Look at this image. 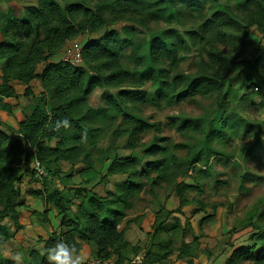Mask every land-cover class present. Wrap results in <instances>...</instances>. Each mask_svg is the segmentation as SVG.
<instances>
[{
  "label": "trees",
  "instance_id": "trees-1",
  "mask_svg": "<svg viewBox=\"0 0 264 264\" xmlns=\"http://www.w3.org/2000/svg\"><path fill=\"white\" fill-rule=\"evenodd\" d=\"M207 0H46L36 5H26L21 17L13 12L0 13V264H9L1 254V245L23 228L19 222L18 207L21 205V192L17 187L23 177L29 181L36 179L29 164L36 159L44 166L46 175L66 185L74 176L78 177L72 193L78 203L71 205L64 188L52 190H27L25 193L39 197L44 204L56 210L59 231L53 230L43 240L42 252L29 248L23 264H47L42 253L57 241L76 243L78 247L88 244L91 256L108 259L116 256V264L125 262L124 251L130 247L125 239L128 222L121 227L131 208L135 195L144 188L141 178L148 179L150 188L162 184L171 187L178 205L174 212L182 213L193 201L188 191L193 186L178 181V176L191 174L198 163H203L206 171L209 159L217 154L213 142L220 139L225 130L230 129L226 113L230 109L227 87L230 78L227 72L238 66L237 60L222 54L215 46L205 50L206 61L202 60L194 74L180 72L177 67L181 47L185 41L175 36L174 43L164 34L149 36L146 46L138 47L132 57L133 68L127 70L121 62L126 40L111 26L127 19L142 29L149 24L162 20L166 11L183 15L194 12ZM212 2L211 16L202 23L201 31L190 32L189 36L197 43H202L205 34H215L222 42L228 40L225 29L239 30L243 37L244 27L240 26L230 9ZM242 10L249 13V22L264 36V0H236ZM60 3L62 6H60ZM99 34L97 38L85 41L80 47V65L67 61H55L68 42L80 35ZM39 66H42L39 69ZM38 79L42 92L32 101L29 111L25 112L18 101L10 82L16 80L29 84ZM149 82L160 92L168 90V102L176 104L196 95H215L216 112L214 121L201 123L183 122L178 127L197 131L202 134L200 144L195 142L186 148V156L180 160L170 159L174 170L167 173L168 160L157 157L164 151L163 138L154 137L153 144L143 150L146 156L155 159L148 163L146 170H140L135 160L117 155L109 156L106 166L98 169L91 160L89 148H94L101 135L108 132L113 119L121 115L130 96L126 88H139ZM97 88L115 92L105 97L107 107L95 110L87 103L89 95ZM29 93V87L24 91ZM11 116L18 128L13 129L7 121ZM67 119L69 126L56 127L57 122ZM132 123L121 130V124ZM148 129H158L133 114H126L113 134L127 132L138 135ZM118 131V132H117ZM16 136L12 139V135ZM131 147L132 145L129 144ZM61 162L70 165L72 173L61 176ZM76 165L78 168L73 169ZM104 169V170H103ZM154 172L152 179L148 173ZM110 176H123L121 187L114 192L98 195L92 186L98 180ZM42 178V179H43ZM260 205V204H259ZM264 207V203L261 204ZM200 208H197V211ZM196 212V210H195ZM172 211L160 207L155 214L154 229L144 253V260L149 264H161L175 254L186 264H193L200 249V239L194 236L190 241L176 243L161 233L168 230L164 226L168 219L181 225ZM32 214L47 217L46 210L32 211ZM263 212L255 208L246 220L253 225ZM250 243L230 246V253L225 264H264V225L252 226ZM256 231V232H254ZM139 252L140 249H137Z\"/></svg>",
  "mask_w": 264,
  "mask_h": 264
},
{
  "label": "rangeland",
  "instance_id": "rangeland-1",
  "mask_svg": "<svg viewBox=\"0 0 264 264\" xmlns=\"http://www.w3.org/2000/svg\"><path fill=\"white\" fill-rule=\"evenodd\" d=\"M44 1L46 0H0V9H4V13L13 12L18 15L23 13L26 5H36ZM220 4L227 6L239 25L244 27L247 33H244L243 37L239 35V30L227 28L225 29L228 38L226 42L217 39L214 33L205 34L202 43H197V40L190 38L189 33L201 31L203 21L211 16L212 2L208 0L200 8L185 16L175 14L172 10L166 11L162 20L149 24L147 29H142L127 19L110 27L126 40L121 62L127 70L133 68L132 57L138 47L145 48L149 36L157 33L166 35L174 43L175 36L185 41L177 62L178 70L185 74H194L199 63L207 60L205 50L210 46H215L222 54L238 62L235 69L232 68L227 72L231 81L227 87L230 109L225 117L230 124V129L225 130L222 137L213 142L212 146L217 154L209 159L205 172L202 171L204 164L200 162L191 174L177 177L178 181H184L193 186L188 191V197L193 201L183 209L181 214L176 213L174 210L178 200L172 188L164 184L150 188L149 180L141 178L144 188L135 195L132 206L121 224L122 227L128 222L125 235L130 243V247L123 253L124 263L135 261V264H149L145 261L140 262L137 257L145 253L150 242L149 236L154 229L155 214L160 207L172 211V216H175L182 226L181 230L175 227L176 230L171 231L175 221L168 219L164 223L168 231L162 232L161 237L167 239L171 236L176 243L181 240L190 241L194 236L199 237L203 249H199L196 258L200 255L209 258L222 249L224 241L223 250L229 249L231 245L250 243L248 237L253 233L252 226L264 225V207L261 205L264 203V36L256 30L253 23L249 22V13L242 10L238 1L220 0ZM60 6H62L61 3ZM98 36L99 34L80 35L79 38L74 39L75 41L67 43L55 61L71 60L76 48H80L85 41ZM124 90L130 96L124 112L117 116L116 120L113 119L112 128L99 137L95 147L89 148L91 160L98 169L101 165H107L106 159L109 156L117 155L132 157L138 169L146 170L148 163L155 157L144 155L143 150L149 144H153L154 137H158L163 138L160 146H163L164 151L157 157L168 160L166 171L169 173L174 170V167L170 165L171 158L175 160L184 158L186 148L191 147L195 142L200 144L202 141V134L199 132L182 129L181 133L178 127L185 121L204 125L215 120V95L200 94L171 104L166 95L169 91L160 92L161 90L156 89L149 82L139 88ZM112 92L114 91L98 88L91 94L89 102L92 106L103 110L107 107L105 97ZM30 104L31 102L25 109H28ZM102 105L106 107L102 108ZM126 114H133L137 118L156 124L158 129L144 130L137 138L127 132L113 134ZM129 125H132L130 120L121 124V130ZM129 144L132 146L130 147ZM79 166L76 165L73 169ZM60 167L61 176L72 173L68 163L61 162ZM30 171L31 168L28 172ZM154 175V172L148 173L150 179ZM123 181V176H110L105 180L96 181L92 189L99 195H105L108 191L114 192L119 189ZM78 182L77 176H74L66 185L50 177L29 181L38 186V190L63 187V192L66 193L73 207L78 203V198L73 195L72 190ZM17 187L22 195L25 190H29L25 185L18 184ZM30 197V204L34 205L31 200L36 198L38 205L46 210L47 215L50 211L56 213L51 205L44 204L39 197L33 195ZM197 208L200 209L197 211ZM255 208L263 214L260 218L253 220L252 226L247 225L246 220ZM40 222L45 226L49 220L47 217H42ZM209 243H212L211 247H208ZM81 248L91 257V248L88 244H83ZM137 249L140 251L138 252ZM21 253L23 256L26 254L24 251ZM182 263L173 254L161 264ZM242 264L249 263L242 262Z\"/></svg>",
  "mask_w": 264,
  "mask_h": 264
},
{
  "label": "crops",
  "instance_id": "crops-1",
  "mask_svg": "<svg viewBox=\"0 0 264 264\" xmlns=\"http://www.w3.org/2000/svg\"><path fill=\"white\" fill-rule=\"evenodd\" d=\"M4 11H5L4 9H0V13H4ZM14 14L18 17L22 16V14H18V15L16 13H14ZM73 41H75V40H73ZM73 41H70V42H73ZM70 42H68V43H70ZM55 58H57V56ZM55 58H53V59L55 60ZM1 66L2 65H0V78H1ZM41 67L42 66H39V69ZM0 81H1V79H0ZM10 85L13 87L16 94L18 95V101L22 105L25 112H27L29 110V108L25 109L26 106H28V104L30 102L32 103V101L34 99H36V97H39L41 92H42L40 82L38 79H33L29 84H21L20 82L13 80L10 82ZM27 87H29V93L25 94L24 91ZM97 89H95V90H97ZM112 91L115 92L114 89H112ZM91 94L88 97L87 103L90 107L99 111L98 107L92 106L89 102V98H90ZM103 107L105 108L106 106L102 105V108ZM7 121L10 124V126H12L13 129L18 128L13 117L9 116L7 118ZM0 130L5 131V128L0 126ZM11 138L15 139L16 138L15 134L12 135ZM29 166H30V164H29ZM19 185L20 186L25 185L27 187V189H29V188L38 189V186H35L34 183H29L28 176L23 177V179L19 183ZM25 192H26V190H25ZM101 196H103V195H101ZM29 198H31L30 195H27L26 193H23V195H22V193H21V196H20L21 205L18 207V212H19V222L23 226V228L21 230L17 231L12 238L5 241L1 245V254L4 258L9 260V264H13V261L11 259H9L8 257L12 254L17 253V252L21 253L22 251H24L27 253V250L29 248L35 249L38 252H42L43 240L47 239L48 235L53 230H56V231L60 230V228L58 227V219L56 217V213L51 212V211H50L49 215H47L49 223L46 224L45 226H44V224L42 225V223L40 222L42 217L41 216L38 217V215L32 214L31 210H36V212L37 211L42 212L44 210V208H41L40 205H38L36 198L34 200H31L34 203V205L30 204ZM177 205H178V203H177ZM126 236L127 235H125V239L127 240ZM200 241H201V239H200ZM224 243H225V241L223 242L222 249L219 250L218 252L213 253L209 258H207V256H204V255H200L198 258H193V264H225L226 258L228 257L231 250H230V248L223 250L224 249L223 247H225ZM211 246H212V243H209L208 247H211ZM200 248H202L201 244H200ZM222 250H223V252H222ZM220 252H222V253H220ZM217 253H220V254H217ZM25 257H26V254H25V256H23V260ZM180 261L183 262L182 264L185 263L183 260H180Z\"/></svg>",
  "mask_w": 264,
  "mask_h": 264
},
{
  "label": "clouds",
  "instance_id": "clouds-1",
  "mask_svg": "<svg viewBox=\"0 0 264 264\" xmlns=\"http://www.w3.org/2000/svg\"><path fill=\"white\" fill-rule=\"evenodd\" d=\"M68 127L67 119L57 122L56 127ZM47 264H89V254L77 246L76 243H69L64 240L57 241L54 245L47 248L44 253ZM13 261V264H23V255L19 252L8 257Z\"/></svg>",
  "mask_w": 264,
  "mask_h": 264
},
{
  "label": "built area",
  "instance_id": "built-area-1",
  "mask_svg": "<svg viewBox=\"0 0 264 264\" xmlns=\"http://www.w3.org/2000/svg\"><path fill=\"white\" fill-rule=\"evenodd\" d=\"M74 57L69 60V59H65V61L69 62L72 65H80L81 64V58H80V48H76L74 54ZM30 168L34 173L35 178L37 179H42L43 177H45L46 175V171L43 165L40 164L39 161H37L36 159H34L31 163H30ZM137 259L140 262H143L144 260V254H141L137 257ZM116 257L111 256L108 259H99L96 257L91 256L90 257V262L89 264H116ZM135 261H131L128 263H123V264H135Z\"/></svg>",
  "mask_w": 264,
  "mask_h": 264
}]
</instances>
